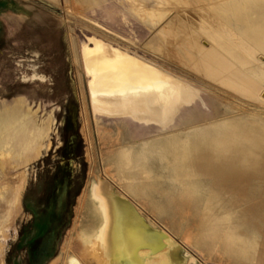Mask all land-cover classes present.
Listing matches in <instances>:
<instances>
[{"label": "rangeland", "instance_id": "1", "mask_svg": "<svg viewBox=\"0 0 264 264\" xmlns=\"http://www.w3.org/2000/svg\"><path fill=\"white\" fill-rule=\"evenodd\" d=\"M141 1L134 9L127 0H0V264H32L30 211L58 157L65 110L81 138L73 161L81 189L45 264H122L111 239L129 216L165 234L158 251L141 250L146 264H264V68L251 73L235 62L252 78L243 92L209 82L193 67L196 42L173 20L189 31L192 22H207L218 0ZM158 9L164 12L155 22L143 16ZM199 34L203 48L214 44ZM90 38L129 46L192 86L196 103L168 128L99 115L83 66ZM254 56L264 63L263 52ZM90 206H106L117 224L98 241L97 258L85 254L93 242L78 235L95 221Z\"/></svg>", "mask_w": 264, "mask_h": 264}, {"label": "bare ground", "instance_id": "2", "mask_svg": "<svg viewBox=\"0 0 264 264\" xmlns=\"http://www.w3.org/2000/svg\"><path fill=\"white\" fill-rule=\"evenodd\" d=\"M133 1L138 6L144 3L141 0ZM170 1H168L167 4ZM217 3L218 5L214 10L215 12L206 13L203 11L207 14L206 19L210 22L207 20L208 23L203 22L198 24V26L192 22L191 25H193V27H189V31L187 30V24L185 25V23L179 22L178 19L175 22L173 20V25L176 26L178 32L183 31V37L186 36L187 32H190L192 41L196 42L195 46L197 50L195 51L198 53H194H197L198 60L194 61L193 67L197 69L205 79L209 82L227 84L229 88L243 92L246 90L245 81H251L252 78L250 74L249 76L246 75L242 68L245 67L249 69L251 67V73H259L260 70L255 67L264 68V63H260L254 56L258 51L264 53V4L263 6H256L249 0H242L241 2H237L236 0H218ZM163 12L164 9L149 10V12H145L143 16L149 21L155 22V20L163 16ZM239 24L244 26V31L240 33L232 29L233 25ZM199 31L203 32L214 43L208 49L201 46ZM186 38H188V36ZM84 49L88 51L86 54L87 66L97 70L100 81L106 89L104 94L106 97L100 99L99 97L92 96V100L96 104L102 103V100L107 101L108 97L111 96L115 90L117 94L119 92L117 90L118 88L124 90L123 88L129 87L135 90L137 87V89L141 91L149 93L152 91L153 94L157 93L156 95L164 102H167L172 94L183 90L182 83L178 79L171 78L164 72L157 71L151 66H136L129 58L113 56L104 49L101 50L100 54L96 55L90 52L91 48L89 45H84ZM235 62H238L239 65L243 67L238 68ZM254 69L256 70L254 71ZM5 115L7 119H10L14 114L8 113ZM164 123H162L164 126L162 128H166L165 126L167 123ZM213 144L214 142L211 139L206 142V154L209 155L211 153L210 151L213 149ZM4 157H1L2 161L0 160V165L3 169L6 168ZM189 157L190 161L195 165H200L203 161V157L201 156H192L191 154ZM211 165L212 166L208 164L214 172H219V167H217V165ZM89 202L91 205L92 200ZM106 211V206L105 208L102 207L98 209L90 206L89 212L95 221L89 228L86 227L79 231L78 235L80 236L79 238L82 244L86 242L90 243V241L93 242L92 247H87L88 249L85 254L89 255L88 257H100L97 246L98 241L106 240V237L117 225L116 220L110 222L109 219H107ZM104 226L106 227L103 230ZM113 235L111 239L112 246L114 251L120 254L122 264H146L145 257L141 250L148 249L149 251L156 252L165 244V234L153 230L151 226L145 222H135L131 216L126 217L121 230H118V232Z\"/></svg>", "mask_w": 264, "mask_h": 264}, {"label": "flooded vegetation", "instance_id": "3", "mask_svg": "<svg viewBox=\"0 0 264 264\" xmlns=\"http://www.w3.org/2000/svg\"><path fill=\"white\" fill-rule=\"evenodd\" d=\"M130 8H140L133 0H127ZM109 38V37H108ZM93 46H90L91 53L100 54L101 50L109 52L113 56H122L129 58L136 66L148 65L157 71H162L171 78L178 79L183 86V90L172 94L167 102L162 101L156 94L141 91L139 89L118 88L117 94L113 92L107 101L94 103L96 112L99 115L119 118L128 117L135 122L144 124H156L164 127L162 123L169 125L176 122V115L184 106H190L196 103L198 93L181 78L170 72L162 70L152 61L146 60L143 56L131 52L129 46H115L111 41L103 39L90 38ZM120 43V40L109 38ZM83 48V66L90 77L87 87L90 91V97L96 96L100 99L106 97L105 88L102 85L99 73L93 67L86 64V54ZM92 86V87H91ZM93 88V89H91ZM151 98V99H150ZM161 99V100H160ZM156 105V106H155ZM59 137L62 139L58 147L55 162L50 166V171L42 179L41 193L37 205L31 208L30 214L33 221V228L29 240L26 243V254L32 264H41V262L50 258L54 246L57 242V236L61 229L65 227L67 218L72 208V200L79 182V173L73 168V161L77 155L80 145L78 128L72 119L71 112L65 110V116L59 121Z\"/></svg>", "mask_w": 264, "mask_h": 264}, {"label": "trees", "instance_id": "4", "mask_svg": "<svg viewBox=\"0 0 264 264\" xmlns=\"http://www.w3.org/2000/svg\"><path fill=\"white\" fill-rule=\"evenodd\" d=\"M80 189H81V187H80V188L78 189V191L74 194V198L79 194ZM74 198H73V199H74ZM73 205H74V203H72V206H73ZM65 226H66V225H65ZM49 259H50V258H48L47 260L41 262V264H45Z\"/></svg>", "mask_w": 264, "mask_h": 264}, {"label": "crops", "instance_id": "5", "mask_svg": "<svg viewBox=\"0 0 264 264\" xmlns=\"http://www.w3.org/2000/svg\"><path fill=\"white\" fill-rule=\"evenodd\" d=\"M54 1H56V0H54ZM83 1V0H82Z\"/></svg>", "mask_w": 264, "mask_h": 264}]
</instances>
